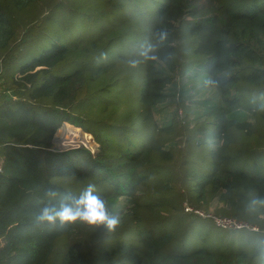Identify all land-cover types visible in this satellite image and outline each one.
Masks as SVG:
<instances>
[{
	"label": "trees",
	"instance_id": "trees-1",
	"mask_svg": "<svg viewBox=\"0 0 264 264\" xmlns=\"http://www.w3.org/2000/svg\"><path fill=\"white\" fill-rule=\"evenodd\" d=\"M201 2L0 0V264H264V0Z\"/></svg>",
	"mask_w": 264,
	"mask_h": 264
},
{
	"label": "clouds",
	"instance_id": "clouds-1",
	"mask_svg": "<svg viewBox=\"0 0 264 264\" xmlns=\"http://www.w3.org/2000/svg\"><path fill=\"white\" fill-rule=\"evenodd\" d=\"M94 186L89 185L79 198H72V204L61 203L57 208L46 207L42 210L38 219L55 223L57 219L61 223L86 221L90 224L107 222L109 228H114L117 220L109 218L105 202L94 194ZM49 196L55 197V191H49Z\"/></svg>",
	"mask_w": 264,
	"mask_h": 264
},
{
	"label": "rangeland",
	"instance_id": "rangeland-1",
	"mask_svg": "<svg viewBox=\"0 0 264 264\" xmlns=\"http://www.w3.org/2000/svg\"><path fill=\"white\" fill-rule=\"evenodd\" d=\"M207 2L206 0H202V2L199 4V8L202 10H207ZM181 84L184 83L183 80L179 81ZM189 86H192L191 83H188ZM197 90V91H196ZM193 88L191 91V94L193 95L194 101H197L199 99L204 98L210 99L213 98V96L216 94L215 91L212 88H206L203 86V88ZM199 92V93H197ZM201 93V94H200ZM189 104V103H186ZM176 111V106H172L168 108L165 112H162L158 115H155V118L159 124H163L166 120H168L169 117H171V114H173ZM179 116L182 115L181 109L179 110ZM170 119V118H169ZM74 126L71 125L70 123L64 124L63 127L59 130L55 140H54V147L52 151L57 152V153H66L69 151H75V150H80L84 149L87 150L91 153H97L100 152V148L97 147L95 144L91 143L89 140L88 136H91L89 133L85 132V130L80 129L79 131H74L78 135H71L70 131ZM68 131V132H67ZM212 209L209 212H205L203 214L204 216H210L212 214Z\"/></svg>",
	"mask_w": 264,
	"mask_h": 264
},
{
	"label": "built area",
	"instance_id": "built-area-1",
	"mask_svg": "<svg viewBox=\"0 0 264 264\" xmlns=\"http://www.w3.org/2000/svg\"><path fill=\"white\" fill-rule=\"evenodd\" d=\"M0 74H1V70H0ZM217 224H218V226L219 227H228V228H235V229H240V228H243L244 227V225H242V224H239V223H237V222H235V221H227V220H224V221H222V220H219V221H217Z\"/></svg>",
	"mask_w": 264,
	"mask_h": 264
},
{
	"label": "bare ground",
	"instance_id": "bare-ground-1",
	"mask_svg": "<svg viewBox=\"0 0 264 264\" xmlns=\"http://www.w3.org/2000/svg\"><path fill=\"white\" fill-rule=\"evenodd\" d=\"M68 132V131H67ZM70 133H71V135H73V136H75V135H78V134H76L74 131H70Z\"/></svg>",
	"mask_w": 264,
	"mask_h": 264
}]
</instances>
